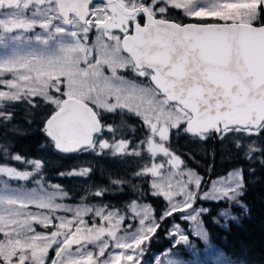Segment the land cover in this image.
Here are the masks:
<instances>
[{
	"label": "snow or ice",
	"instance_id": "1",
	"mask_svg": "<svg viewBox=\"0 0 264 264\" xmlns=\"http://www.w3.org/2000/svg\"><path fill=\"white\" fill-rule=\"evenodd\" d=\"M173 10L196 22H180ZM18 104L26 127L13 124ZM130 117L142 121L138 141L127 136L138 131ZM33 123L46 138L41 151L144 161L132 177H151L152 196L166 206L157 216L151 205L132 200L126 216L108 205L59 203L68 192L46 182L45 161L11 152L13 138L27 135ZM172 130L193 144L215 136L249 160L264 157V0H0L2 264H47L53 248L51 264H144L158 229L174 214L190 222L191 235L208 239L201 217L210 210L195 207L198 200L225 204L219 216L235 219L228 209L245 187L242 170L203 191L202 178L181 169L171 150ZM92 174L89 165L60 175ZM109 185L136 189L127 175H110ZM89 187L95 197L112 190ZM89 214L107 224L89 226ZM126 220L138 224L124 226ZM166 234L177 245L190 244L178 223ZM209 256L232 264L216 247ZM163 257L151 259L185 264L168 252Z\"/></svg>",
	"mask_w": 264,
	"mask_h": 264
},
{
	"label": "trees",
	"instance_id": "2",
	"mask_svg": "<svg viewBox=\"0 0 264 264\" xmlns=\"http://www.w3.org/2000/svg\"><path fill=\"white\" fill-rule=\"evenodd\" d=\"M173 17L180 22L194 21L192 19L182 18L178 10H173ZM24 115V108L21 105L16 106V118L14 124L24 125V120L21 117ZM113 117L109 115L107 122L111 123ZM119 122L118 117L116 118ZM130 125L135 126L138 131L135 135L130 131L127 133L129 138L138 141L143 136L142 121L138 118L130 117L128 120ZM26 127V125H24ZM15 144L11 147L12 153H19L30 159L42 158L45 161L43 169L46 182L50 184H58L65 191L70 193L69 201L80 200L81 193L75 191L77 189L67 176H61V173H66L74 168H78L80 156L82 154H70L63 156L53 153L50 150L41 151V145L45 142V137L39 131V124L33 123L28 129V134L25 136H16L13 138ZM264 139V138H262ZM171 150L178 155L187 165L196 169L202 174L207 181L215 176H224L232 168L239 166L243 173L245 187L242 190L240 199L245 204L246 210L240 214L238 221L229 220L226 227L219 224V211L225 208V204L214 201L198 200L197 204L201 207L208 208L210 211L201 217L205 226V230L209 233V241L215 245L224 255H228L231 260L242 261L244 264H264V164L260 160L264 157L261 154L254 161L243 158L241 155L229 156L228 153H233L234 148H228L218 142L217 137H211L206 142L193 144L190 139L185 136L182 131L176 132L172 130L169 140ZM224 156L227 159L222 160ZM93 158V157H91ZM14 166L19 167L16 162H11ZM210 166V167H209ZM210 168V170H209ZM93 169V168H92ZM93 170L94 177L97 175V168ZM124 171L120 170L121 176ZM127 175V173H126ZM91 190L85 192L84 197L87 202L102 203L121 209L127 215H130L124 205V202L131 201L130 195L125 192L116 194H105L102 197L89 195ZM134 197H138L140 201H146L153 207L154 215H159L166 206V201L161 197H154L149 193L148 187L143 183L139 187L138 193L131 192ZM175 221L182 222L177 214H174ZM173 219L169 218L168 222L158 229V235L151 243L150 250L161 249L163 245L168 243V235L166 234L168 225ZM186 228V227H185ZM189 237L191 233L187 232Z\"/></svg>",
	"mask_w": 264,
	"mask_h": 264
},
{
	"label": "rangeland",
	"instance_id": "3",
	"mask_svg": "<svg viewBox=\"0 0 264 264\" xmlns=\"http://www.w3.org/2000/svg\"><path fill=\"white\" fill-rule=\"evenodd\" d=\"M187 19H191V18H187ZM91 38L94 39V34L91 36ZM129 76H131L130 73H129ZM253 139H256V138L254 137ZM218 142H219V144L222 145L223 148H224V146L230 148L229 145L222 144L219 141V139H218ZM225 153L228 154V157L229 156L241 155V156H243V158L248 159L243 153H238L236 149L234 150L233 153H228V152H225ZM259 155H260V153L254 154L253 158L250 161H254L256 158H258ZM91 157H93V158H91ZM127 159H128V163L125 164V163H123L121 161L120 158H115L114 159L111 156H99V157H97V156H94L93 154L83 153L80 156V161H79L78 168H74L71 171L79 170L82 167H88L90 165L91 168H93L94 172H95L94 168L95 167L97 168V175L94 177V175H93L94 173H93L87 179L80 178V177H71V178L68 177L71 181H73V185L77 188V189H75V191H78L79 193H81V199L80 200L69 201V197L71 196V194L69 193L66 198H64L63 200H58V202L59 203H63V204L68 205V206H71L73 208H75L77 205H80L81 203H86L88 205L103 206L105 204L87 202V200L84 197V195H85V192L87 190H91L93 192L96 190L95 187H91L90 188L89 187L90 185H99V186L108 185L109 187L112 188V190L107 192L106 194H108V193L116 194V193H119V192H125V193L130 195L129 197H131V201L132 200H136L140 204H148L149 205V203L144 201V200L143 201L138 200L139 196L134 197L132 194H130L131 192L138 193L139 192V187L143 183H145L147 185L149 193L150 194L152 193V189H151L150 183H149V181L151 180V177H144V178H141V179H136V178L132 177V172L135 171V170H138V166L142 167L143 164H144V161H142V160L139 161V165H137L135 163V158H127ZM158 159H163V158L161 157V158H158ZM221 159L224 160V159H227V157L224 156ZM14 165L15 164L12 163V166H14ZM19 167H23V166L19 165ZM185 167L192 169L194 172L197 173V175H199L202 178V182H203L202 183V190L203 191H208L211 188V182L213 180H218V179H220L222 177V176H215V177L209 178L207 181H205V178H204V176L202 174L198 173L194 167H192L190 165H187L183 161V163L181 165V169H184ZM237 168H240V167L237 166L235 168H232L228 172L233 171L234 169H237ZM120 170L124 171V173H122L121 176L119 175V171ZM209 170H210V168H209ZM71 171H69V172H71ZM102 173H103V175H102ZM126 173H127V176L132 179V183L135 184V186H136L135 191L133 190L131 185H124L122 187H112L111 185H109V176L110 175L113 178H116V177L125 176ZM227 174L228 173H226L224 176H227ZM19 183H24L26 187H30L31 186V184L29 182H19ZM240 196L237 197L239 203L238 204H235V203L232 204L229 207V209H228L229 215L231 217H235V219L224 220L218 214L219 224L222 227H226L227 222L229 220L238 221L240 214L243 213L246 210L245 204L240 199ZM161 198L163 199V197H161ZM131 201L124 202V205L126 206ZM166 204H167V202H166ZM194 206L195 207H201L197 203ZM109 208L112 209V210H119L121 212V214H124V215L127 216V214L125 212H123L121 209H118V208H115V207H111V206H109ZM32 210L36 211L35 208H33ZM153 213H154V211H153ZM57 215L66 216L68 218H72L73 213H71V212H62L61 211V212H58ZM85 220L88 222L89 226H91V224L93 222L97 223V226H99L100 223H104L105 225L107 224V222L99 221V218H96L95 221H94L92 214H89L88 216H86ZM128 223H133L135 225V224H138V221H128V220H126L124 222V226H127ZM173 223L180 224L181 228L185 230L186 234H188L187 232H189V233L192 232V229L190 227V222H186L185 221V225H184V223H182V222L179 223V222H177L175 220L174 221L172 220L170 225H168L167 231L169 229H171ZM34 227H35L36 231H38V232L45 231V229H43L40 225H34ZM52 230H55V229H53L51 227L48 229L49 232L52 231ZM0 236H2V234H0ZM189 240H190V244L187 245V246H185L183 244L177 245V244H175L174 239L171 236L168 235V243L163 245V247L161 249L149 250L148 254L145 257L144 264H155L154 260H152L151 258L153 256H155V255H160L161 258H164L163 254L165 252H168L170 255H175L176 258L182 259L185 262V264H215V261L209 256V248L210 247H215V245H213L209 241V239H207L205 241V240H202L200 237H196L194 235H191V237H189ZM154 241H155V239H153L152 242H154ZM88 248L91 250V249H93V246L92 245H88ZM221 254L224 255L222 252H221ZM52 258H55V250H54V248L49 250V259L47 261V264H51V259ZM0 264H2V261H0ZM232 264H244V263L242 261L240 262V261L232 260Z\"/></svg>",
	"mask_w": 264,
	"mask_h": 264
},
{
	"label": "water",
	"instance_id": "4",
	"mask_svg": "<svg viewBox=\"0 0 264 264\" xmlns=\"http://www.w3.org/2000/svg\"><path fill=\"white\" fill-rule=\"evenodd\" d=\"M193 22H196V21H185L183 22L184 24H187V23H193ZM70 155V154H69Z\"/></svg>",
	"mask_w": 264,
	"mask_h": 264
}]
</instances>
